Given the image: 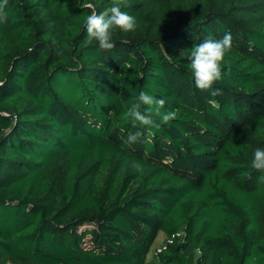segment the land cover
<instances>
[{"label": "trees", "instance_id": "16d2710c", "mask_svg": "<svg viewBox=\"0 0 264 264\" xmlns=\"http://www.w3.org/2000/svg\"><path fill=\"white\" fill-rule=\"evenodd\" d=\"M113 2L4 0L0 264H264V0H118L137 27L101 49ZM225 32L210 96L188 54ZM141 89L175 118L133 126Z\"/></svg>", "mask_w": 264, "mask_h": 264}, {"label": "clouds", "instance_id": "9594fccd", "mask_svg": "<svg viewBox=\"0 0 264 264\" xmlns=\"http://www.w3.org/2000/svg\"><path fill=\"white\" fill-rule=\"evenodd\" d=\"M7 19L8 12L4 8V0H0V23H5ZM136 27V16L129 11H122L118 0L102 11L97 12L93 9L84 19L85 38L94 39L101 49L114 47L113 34L117 30L129 32L135 30ZM232 40L230 32H225L219 39L209 37L194 44L188 54L190 74L194 85L200 90H207L210 96H217L221 92L213 85L222 79V65L226 53L232 47ZM164 104V98H157L141 89L135 102L127 109L126 115L131 118L133 126L138 123L141 127H159L160 125L156 124L153 119L154 114L159 116L164 123L176 116L175 110H163ZM141 135L140 130L129 132L127 142L134 144ZM250 164L253 169L264 170V148L254 149Z\"/></svg>", "mask_w": 264, "mask_h": 264}, {"label": "rangeland", "instance_id": "374dc122", "mask_svg": "<svg viewBox=\"0 0 264 264\" xmlns=\"http://www.w3.org/2000/svg\"><path fill=\"white\" fill-rule=\"evenodd\" d=\"M163 240H164V236H162V237L160 238L161 243L163 242ZM151 257H152V256H149L150 259H151ZM10 264H14V263H10Z\"/></svg>", "mask_w": 264, "mask_h": 264}]
</instances>
